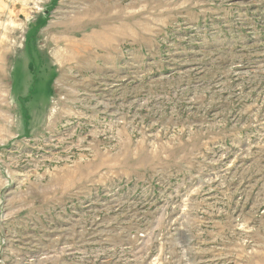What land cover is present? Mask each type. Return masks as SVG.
I'll return each mask as SVG.
<instances>
[{"label": "rangeland", "instance_id": "obj_1", "mask_svg": "<svg viewBox=\"0 0 264 264\" xmlns=\"http://www.w3.org/2000/svg\"><path fill=\"white\" fill-rule=\"evenodd\" d=\"M0 264H264V0H0Z\"/></svg>", "mask_w": 264, "mask_h": 264}, {"label": "flooded vegetation", "instance_id": "obj_2", "mask_svg": "<svg viewBox=\"0 0 264 264\" xmlns=\"http://www.w3.org/2000/svg\"><path fill=\"white\" fill-rule=\"evenodd\" d=\"M14 71H15V70L13 69V73H14ZM12 83H13V82H12ZM13 88H14V87H13Z\"/></svg>", "mask_w": 264, "mask_h": 264}]
</instances>
